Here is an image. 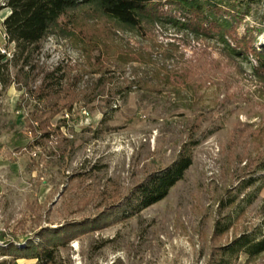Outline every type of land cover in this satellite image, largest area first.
Listing matches in <instances>:
<instances>
[{"label": "rangeland", "instance_id": "obj_1", "mask_svg": "<svg viewBox=\"0 0 264 264\" xmlns=\"http://www.w3.org/2000/svg\"><path fill=\"white\" fill-rule=\"evenodd\" d=\"M1 5L0 55L10 58ZM78 18L82 32L48 37L38 56L79 81L70 112L49 121L46 144L32 146V98L18 84L0 91V237L96 215L188 142L192 165L163 200L70 242L53 264H205L214 246L241 232L264 234L263 188L229 233L212 240L218 202L264 158V86L252 77L253 61L171 27L139 35ZM239 264H264V254Z\"/></svg>", "mask_w": 264, "mask_h": 264}, {"label": "trees", "instance_id": "obj_2", "mask_svg": "<svg viewBox=\"0 0 264 264\" xmlns=\"http://www.w3.org/2000/svg\"><path fill=\"white\" fill-rule=\"evenodd\" d=\"M8 15L2 21L11 57L0 55V91L18 84L22 97H30L36 110L28 120L32 146H43L52 133L49 121L61 110L70 112L80 94L78 82H71L60 67L47 69L38 58L42 43L50 36L69 38L73 29L82 32L79 18L105 20L120 30L142 35L154 27H171L193 37L214 39L230 59L253 61L252 77L264 86V0H0ZM135 60V59H134ZM16 70L12 78L10 70ZM11 79H14L11 80ZM1 95V94H0ZM195 143H185L168 166L154 170L127 194L102 207L92 217L68 221L57 227L39 228L31 237H0V264L33 260L53 264L59 249L70 242L111 225L126 221L163 200L192 165ZM264 188V158L255 170L239 179L217 205L212 240L218 241L234 227ZM264 254V234L258 228L241 232L213 247L205 264H239Z\"/></svg>", "mask_w": 264, "mask_h": 264}, {"label": "built area", "instance_id": "obj_3", "mask_svg": "<svg viewBox=\"0 0 264 264\" xmlns=\"http://www.w3.org/2000/svg\"><path fill=\"white\" fill-rule=\"evenodd\" d=\"M2 54H5L6 56H10L8 53H6L5 51H1Z\"/></svg>", "mask_w": 264, "mask_h": 264}, {"label": "crops", "instance_id": "obj_4", "mask_svg": "<svg viewBox=\"0 0 264 264\" xmlns=\"http://www.w3.org/2000/svg\"><path fill=\"white\" fill-rule=\"evenodd\" d=\"M8 15V14H7Z\"/></svg>", "mask_w": 264, "mask_h": 264}]
</instances>
